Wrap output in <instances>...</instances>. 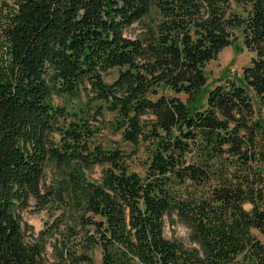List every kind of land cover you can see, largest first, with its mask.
<instances>
[{
    "label": "trees",
    "instance_id": "obj_1",
    "mask_svg": "<svg viewBox=\"0 0 264 264\" xmlns=\"http://www.w3.org/2000/svg\"><path fill=\"white\" fill-rule=\"evenodd\" d=\"M237 30L250 62L206 87ZM104 107L142 172L95 141ZM30 200L61 210L50 263L44 232L25 234ZM166 217L197 247L166 238ZM96 247L100 264H264V0H0V264H95Z\"/></svg>",
    "mask_w": 264,
    "mask_h": 264
},
{
    "label": "rangeland",
    "instance_id": "obj_2",
    "mask_svg": "<svg viewBox=\"0 0 264 264\" xmlns=\"http://www.w3.org/2000/svg\"><path fill=\"white\" fill-rule=\"evenodd\" d=\"M237 11H241L238 6H233ZM141 22H134L132 25L125 29V34L134 36L141 31ZM238 39L237 45H228L224 47L218 54L217 58L211 59L205 65L207 73L206 87H211L214 83L223 81L225 78H238L242 74V67L250 62L253 52L242 44V33L237 30ZM118 67H112L104 73V79L111 81L116 77ZM185 98L184 93L179 94ZM85 95L82 93L77 97L68 94H52V101L54 103L65 104L68 108L76 109L80 104L85 101ZM95 103V102H94ZM97 104L103 103L101 100L96 101ZM115 113L106 107L103 108L102 114L93 120L92 124L95 127V141L101 143L104 147H119L127 153V160L131 169L142 172L141 161L144 157L141 146H136L128 141L122 139L121 134L115 127L114 120ZM102 176V167L94 166L86 170V178L93 181H99ZM63 180L62 171L55 167H50L46 170V178L44 180L45 186L53 185L60 186ZM58 204L48 206L44 209H36L35 201L30 200V206L21 212L23 224L29 225L30 229L26 231L28 239H37L40 237L41 232H51V224L53 218L60 213ZM164 236L168 239L175 240L182 243L185 247H197L191 237L190 229L180 222L176 217L165 218L163 227ZM44 237V256L47 262L55 260L56 241L54 237L47 234ZM93 259L95 264H100V250L96 247L93 250Z\"/></svg>",
    "mask_w": 264,
    "mask_h": 264
}]
</instances>
